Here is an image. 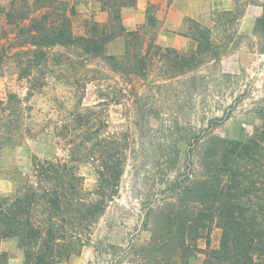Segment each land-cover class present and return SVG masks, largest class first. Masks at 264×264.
<instances>
[{
  "label": "rangeland",
  "instance_id": "1",
  "mask_svg": "<svg viewBox=\"0 0 264 264\" xmlns=\"http://www.w3.org/2000/svg\"><path fill=\"white\" fill-rule=\"evenodd\" d=\"M33 1L0 0V102L16 94L19 111L11 127L16 126L13 143H0V194L29 182L33 156L66 161L70 145L59 131H69L77 112L98 104L97 133L82 146L100 159L106 156L93 148L119 152L110 157L123 164L119 186L89 241L57 264H130L150 243L153 229L164 237L168 208L190 206L176 199L183 182L204 176L211 136L246 140L264 133V0H143L141 6L135 0L116 6L124 31L104 46L119 66H130L129 72L112 71L102 59H84L76 46L40 45L46 56H36L30 76L20 77L19 68L31 58L23 51L33 48L24 40L41 36L40 30L27 28L34 21L64 27L58 9H35ZM56 1L74 9L67 22L73 35L88 34L93 21L107 23L111 31L102 0ZM127 16L129 24L123 20ZM31 77L45 85L28 95ZM73 164L82 176L79 185L94 190L95 163L87 158ZM173 180L174 188L169 186ZM219 235L213 228L211 247L218 245ZM198 244L206 246L204 240ZM0 252L8 264H24L15 239L0 240ZM202 258L190 260L203 264Z\"/></svg>",
  "mask_w": 264,
  "mask_h": 264
},
{
  "label": "trees",
  "instance_id": "2",
  "mask_svg": "<svg viewBox=\"0 0 264 264\" xmlns=\"http://www.w3.org/2000/svg\"><path fill=\"white\" fill-rule=\"evenodd\" d=\"M102 2L109 9L111 31L106 28L107 23L93 21L88 34L75 36L67 24L68 16L75 13L72 6L66 1L34 0L35 9H58L60 12L56 15L61 17L64 27L57 29L50 23L38 26L33 18L30 19L33 25L27 31L40 30L41 36L24 40L33 48L23 51L31 58L19 68V76H30L34 58L46 56V51L38 49L40 45L76 46L84 59H102L112 71L129 72L130 66H119L114 55L105 52L104 46L124 31L118 23L116 6L134 4L135 0ZM6 16L10 22L12 14L8 12ZM43 18L46 23L48 19ZM3 61L0 47V68ZM89 72L102 73L99 69H89ZM44 85L37 78H29L28 95H33ZM17 102L13 93L0 102V111L4 112L0 127L7 128L0 129V143L14 141L12 132L16 131V126L11 127L19 115ZM96 105L77 112L65 126L71 128L69 131L64 128L59 131L58 135L70 145L66 161L33 156L29 182L15 186L7 194H0V240L15 239L23 251L24 264H57L78 254L89 241L92 226L118 189L123 164L110 157L119 152L102 145L101 151L93 148V153L106 156L100 159L82 146L89 141L90 135L97 133L100 125L94 110ZM211 132L204 131L194 140L200 141ZM207 142L204 176L183 182L180 197L176 199L179 203L189 202L190 206L168 208L161 228L164 237L163 234L156 235L153 229L150 243L140 249V256L130 264H193L190 259L198 254L203 255V264H264V133H255L246 140L211 136ZM87 158L95 163V188L90 191L79 185L82 176L73 164ZM169 186L176 187L177 181L173 180ZM213 228L219 229L220 235L218 245L211 247ZM199 240L205 241L204 248L199 246ZM0 264H8L5 252H0Z\"/></svg>",
  "mask_w": 264,
  "mask_h": 264
},
{
  "label": "crops",
  "instance_id": "3",
  "mask_svg": "<svg viewBox=\"0 0 264 264\" xmlns=\"http://www.w3.org/2000/svg\"><path fill=\"white\" fill-rule=\"evenodd\" d=\"M176 3H178V4H180L181 2H180V0H174ZM137 2H138V5L139 6H141L142 4H143V0H137ZM212 2H213V0H212ZM213 4V3H212ZM176 7H177V5H176ZM124 21H125V24H129V23H131V17H124V19H123Z\"/></svg>",
  "mask_w": 264,
  "mask_h": 264
}]
</instances>
